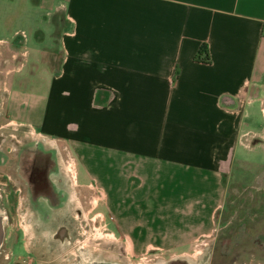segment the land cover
<instances>
[{
  "label": "crops",
  "instance_id": "obj_1",
  "mask_svg": "<svg viewBox=\"0 0 264 264\" xmlns=\"http://www.w3.org/2000/svg\"><path fill=\"white\" fill-rule=\"evenodd\" d=\"M39 3L56 14L55 46H35L50 83L41 91L16 76L9 85L20 44L7 41L0 130L30 126L64 140L77 179L81 168V183L98 188L133 256L210 235L233 162L264 167L242 155L264 152V121L252 112L255 101L264 104V0ZM5 136L0 131V264H46L21 227V187L8 167H23L22 153L2 147Z\"/></svg>",
  "mask_w": 264,
  "mask_h": 264
},
{
  "label": "rangeland",
  "instance_id": "obj_2",
  "mask_svg": "<svg viewBox=\"0 0 264 264\" xmlns=\"http://www.w3.org/2000/svg\"><path fill=\"white\" fill-rule=\"evenodd\" d=\"M55 15L39 0H0V55L7 41L20 44L17 56L8 62L9 85L19 76L26 78L29 88L47 89L51 77L43 61L35 60V46H55ZM37 32L42 35L39 42ZM24 48L27 56L21 54ZM33 61L39 66L36 70ZM252 112L264 121L263 103L255 101ZM0 131L6 135L2 147L22 153L23 167H8L11 182L21 187V227L46 264H264V167L233 162L227 198L215 213L210 235L184 248L152 250L139 257L113 229L95 184L81 183V168L77 179L64 140L30 126L10 124ZM243 154L264 161L263 151L243 150Z\"/></svg>",
  "mask_w": 264,
  "mask_h": 264
},
{
  "label": "trees",
  "instance_id": "obj_3",
  "mask_svg": "<svg viewBox=\"0 0 264 264\" xmlns=\"http://www.w3.org/2000/svg\"><path fill=\"white\" fill-rule=\"evenodd\" d=\"M201 51H203V50L202 49H199V51L197 52V56L196 57L199 56V54L201 53Z\"/></svg>",
  "mask_w": 264,
  "mask_h": 264
},
{
  "label": "flooded vegetation",
  "instance_id": "obj_4",
  "mask_svg": "<svg viewBox=\"0 0 264 264\" xmlns=\"http://www.w3.org/2000/svg\"><path fill=\"white\" fill-rule=\"evenodd\" d=\"M94 264H100L99 262H95Z\"/></svg>",
  "mask_w": 264,
  "mask_h": 264
},
{
  "label": "bare ground",
  "instance_id": "obj_5",
  "mask_svg": "<svg viewBox=\"0 0 264 264\" xmlns=\"http://www.w3.org/2000/svg\"><path fill=\"white\" fill-rule=\"evenodd\" d=\"M101 264V263H100Z\"/></svg>",
  "mask_w": 264,
  "mask_h": 264
}]
</instances>
